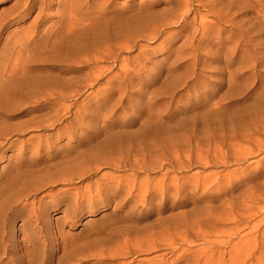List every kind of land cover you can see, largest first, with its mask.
Masks as SVG:
<instances>
[{
    "label": "rangeland",
    "instance_id": "374dc122",
    "mask_svg": "<svg viewBox=\"0 0 264 264\" xmlns=\"http://www.w3.org/2000/svg\"><path fill=\"white\" fill-rule=\"evenodd\" d=\"M259 1L0 0V25L12 19L0 36V64L34 20L37 42L67 36L74 20L61 11L77 2L83 29L115 15L126 25L150 19L117 48L107 45V22L97 31L111 30L96 38L107 42L97 62L84 50L85 64L53 70L68 82L56 91L63 97L32 115L50 119L49 133L30 131L38 137L32 156L17 141L4 150L0 187L29 169L51 179L36 191L24 187L14 205L0 199L10 204L0 211V264H15L10 250L23 259L25 247L49 264H264ZM20 155L32 157L29 169L10 164Z\"/></svg>",
    "mask_w": 264,
    "mask_h": 264
},
{
    "label": "bare ground",
    "instance_id": "6f19581e",
    "mask_svg": "<svg viewBox=\"0 0 264 264\" xmlns=\"http://www.w3.org/2000/svg\"><path fill=\"white\" fill-rule=\"evenodd\" d=\"M78 1L80 2V0ZM79 2H77L75 6L70 8H64L61 11L64 12L63 17L68 15V17L72 18L71 22L74 20L72 26H69L70 23L68 24L69 27L66 31L68 34L67 36H62L63 38L57 37L58 39L54 43L52 42L53 44L50 45L49 39H47L48 34H46L43 39H40L37 42L36 39L38 35H36V32L34 33V27H36V21L34 20L32 23L29 24L28 28L25 30V34L23 35V37L18 36V34H16L17 38L12 41V45L10 47H7V49H5L3 53V56L5 57H3V62L2 64H0V163L2 162L1 160L4 157V150H6L7 148H13L11 145H13L15 141H17L18 144H15L14 146L18 147L21 145L20 150L24 154L32 156L34 155V153H36L35 151L37 146L35 143V139H37L38 137H35L32 133H30L33 128L41 129L45 136H47V134L49 133V129L50 127H52L49 122L50 119L44 121L41 120V122H36L34 116L32 117V115L36 112L37 108L41 106H49V103L51 102L52 98L58 99L63 97V95L57 94L56 91L59 88H62V86L64 85L67 86L68 82H66L65 78L60 79V77L56 76L53 70H64L69 66V64H85L86 60H82V55L80 54L84 50H88L91 54L94 53L91 57H89L88 61L95 63L98 61V51H101V48L107 44V42L105 41L106 44L102 46L100 42L98 43L96 38H98L99 36V38H103L104 35L105 37L103 39L106 40V37L110 36L109 32L113 30V36L111 35L113 37V40H108L107 45L112 48H117V44L119 42L125 41L126 39L129 40L130 36H134H132V34H134V31H138L139 33V30L141 31V28H143L145 24L147 26L150 22V19L149 22L147 20L148 17L140 15L136 18L130 17L131 19L128 20V23L126 25V22L123 23L124 21L122 20V18L124 17H119L118 15H115L113 16V18L111 17V20L106 19V21H102V19H96L94 20V23H92V26L83 29L84 21L86 20V18L82 15H77V9L81 6L79 5ZM261 2H263V0H261ZM32 9V6L26 7L25 9L23 8V10L19 13V16L13 17V20H15V24H21L26 18L28 19L27 16L30 14ZM11 21L12 19H5L6 24L0 25V36L1 33L3 34L5 26ZM109 21L112 22V25L114 26L113 27L111 25L110 31L108 29H105L103 32H97L99 29L108 27L109 25H107V22ZM134 28L137 29V31ZM138 28L140 29L138 30ZM25 35L26 37H24ZM114 38L116 39V41ZM117 38L120 39L117 40ZM86 43L90 46H87ZM90 49L92 51H90ZM120 49L123 50L126 49V47L122 46V48ZM86 52L85 54H87ZM22 115L31 116L32 118L27 123L16 122L22 117ZM123 139L124 136H120L116 138V141H122ZM117 151L119 150H116L114 152ZM22 156L23 155H20L15 162L11 161L10 164L14 168L20 169L22 168V166H24L26 167V169H29V163L31 162L32 157H30L29 159V157L27 156ZM79 160H81V158L78 159L77 163L80 162ZM29 170L20 172L21 174H18V176L15 178H10V182L7 187H0V199L3 197V200L1 199L3 203L9 202L10 204L14 205L18 200L20 190L22 191L25 190V188H28L31 190L33 189V191H36L38 187L47 184V180L51 179L46 178L47 180L43 179L44 181H39V177H43L44 175L37 177V173H33ZM20 177H22V179L24 180H21ZM20 180L23 181V188L14 189V186L17 185ZM22 194H24V191H22ZM1 200L0 211L5 208L8 209L7 206H10V204H6L7 206L4 205V207L6 206L4 208ZM117 234L129 235L130 233L123 231H115L111 235L114 237V235ZM29 251V248L25 247L22 251V256L24 257L23 259H20L18 258V256H16L18 254H14L13 251L10 250L9 253H11V261L15 262V264H49L47 259L43 256V259H41L42 257H38L40 256L41 252L38 256H35L32 255L33 253L35 254V252L32 253L31 251V254ZM45 257L47 256L45 255ZM5 264H9V262H7L6 260Z\"/></svg>",
    "mask_w": 264,
    "mask_h": 264
}]
</instances>
